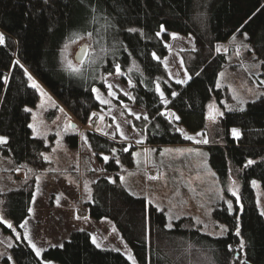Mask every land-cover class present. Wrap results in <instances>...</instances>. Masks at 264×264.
<instances>
[{"label": "trees", "instance_id": "16d2710c", "mask_svg": "<svg viewBox=\"0 0 264 264\" xmlns=\"http://www.w3.org/2000/svg\"><path fill=\"white\" fill-rule=\"evenodd\" d=\"M161 25L169 32L193 37L195 47L184 57L189 76L183 85L169 79L154 58V54L161 59L167 53L157 35ZM0 31L4 36L0 44V137L6 138L0 143V154L16 166H29L34 174L47 168L43 155L50 146L33 136L29 127L31 114L25 109L34 108L38 101L30 74L80 124L86 125L100 110L92 91V86L99 85L97 67L84 70L89 80L59 67L62 44L76 34L91 33L104 42L105 33H110L107 38L115 42V52L109 55L108 50L109 58L102 64L105 72H113L116 64L127 70L131 58L138 62L141 71L130 73V91L145 118H134L132 124L143 133L145 146L189 143L167 119L165 109L179 117L176 124L188 134L206 129L208 103L215 100L222 106L223 98L216 80L225 57L216 54L215 47L235 33L247 35L264 76V0H0ZM156 81L166 104L156 92ZM122 100L129 102L125 97ZM233 129L239 131L236 138ZM211 130V142L206 145L210 168L222 185L232 168L241 182L237 198H231V211L221 204L212 212L213 219L226 228L221 237L201 233L185 218L167 228L164 213L131 195L120 183L121 166H134V147L126 149L122 142L87 132L93 152L109 156L103 167L112 174V179L100 176L92 183L88 217L111 221L138 264H264V219L251 185L257 180L264 189V95L247 103L243 111L224 109ZM66 142L74 149L78 137L67 136ZM249 160L254 163L248 164ZM32 195L33 179L19 190L0 195L4 215L15 231L20 232L28 216ZM3 232L11 234L6 226ZM61 245L46 249L39 259L21 239L10 252L15 264H131L119 252L97 248L86 231L71 232Z\"/></svg>", "mask_w": 264, "mask_h": 264}, {"label": "rangeland", "instance_id": "374dc122", "mask_svg": "<svg viewBox=\"0 0 264 264\" xmlns=\"http://www.w3.org/2000/svg\"><path fill=\"white\" fill-rule=\"evenodd\" d=\"M159 33L158 37L167 53L161 59L154 54V58L162 63L169 79L183 85L178 81L188 80L184 57L195 47L193 37L165 29H160ZM109 34L105 33L104 42L93 34L91 37L84 34L70 43L73 36L65 40L60 48L59 67L76 78L89 80V76H84V70L97 67L99 85L92 86V91L96 90L93 94L100 103V110L91 115L86 125L80 124L31 76L44 93L42 95L36 89L38 101L34 108H30L31 125H35V128L31 129L33 136L43 139L50 146L43 155L48 165L44 171L34 174L29 166H16L9 157L0 154V195L19 190L33 179L29 213L20 225V232L8 227L10 222L4 215V197L0 198V264H15L10 251L16 241L25 240L36 256V250L40 249L37 257L42 259V253L46 249L60 246L73 231H86L92 243L95 237L100 244L97 247L93 243L97 248L119 252L133 264L129 256H134L114 224L107 219L94 220L88 217L87 205L91 201L92 183L100 176L112 179V174L105 173L103 167L109 156H97L93 152L87 141L88 131L122 142L126 149L134 147V166L132 169L121 166L120 183L131 195L145 199L147 205L164 213L167 228H172L175 221L185 218L187 221L190 219L194 228L211 237H221L226 233L225 226L213 219L212 212L221 204H233L231 198H237L241 182L233 168L226 183L222 185L219 182L209 166L206 145L211 142V129L224 109H243L247 103L264 95L261 63L253 54L245 33L237 32L215 47V53L225 57V64L216 80V87L220 89L223 98L222 106L215 100L208 103L206 114L211 118L208 119L206 129L188 134L176 124V114L165 109L167 119L189 143L159 147L143 145V133L132 124L134 118H145V111L133 103L130 91L133 85L130 73L141 71L138 62L131 58L130 66L125 71L119 67L118 72V64L114 66L113 72L104 71L102 64L115 52L112 48L115 42L107 38ZM13 60L17 61L15 55ZM68 60L80 68L78 74L69 70ZM155 89L160 101L166 104L167 99L157 81ZM122 97L128 98L129 102H124ZM101 100L109 103H102ZM94 121L96 125L91 124ZM72 134L78 137V144L74 149L66 142V137ZM232 136L237 137L233 133ZM251 185L255 204L264 219L261 214L264 212V189L257 180H253ZM5 226L10 229L11 234L3 232ZM33 244L35 248L32 247Z\"/></svg>", "mask_w": 264, "mask_h": 264}, {"label": "snow or ice", "instance_id": "6c2138e0", "mask_svg": "<svg viewBox=\"0 0 264 264\" xmlns=\"http://www.w3.org/2000/svg\"><path fill=\"white\" fill-rule=\"evenodd\" d=\"M160 27H161V30L164 29V26H163V25H161ZM129 31H135V29H129ZM87 35H88L89 37H91L92 34H91V33H87ZM157 35H160V33L158 32ZM79 38H80V37H79L78 34L74 35V37H73L72 39H70V43H74L75 40H76V39H79ZM245 38H247V35H246V34H245ZM2 43H4V36H3L2 33H0V44H2ZM65 47L67 48V45H65ZM218 50H219V49H218ZM84 54H85V55L87 54V49L84 50ZM17 63H18V61H17ZM80 63L82 64V63H83V60H81ZM67 66H68L69 70H70L71 72H73V73H77V74H78V73L80 72V68L77 67V66H75V65H73V63H72L71 60H68V61H67ZM117 71L119 72V66H117ZM28 78H29L30 81H32L31 86H32L33 88H35V89L41 91V94L43 95V94H44V93H43V90L40 89L39 84H37V83L35 82V80H33V78L31 77V75H29ZM178 82H179V83H187L186 80H184V81H178ZM109 88H111V85H109ZM93 91H96V90L93 89ZM161 95H163V94H161ZM172 95H176V93H172ZM97 98L99 99V96H98ZM101 102H102V103H109V101H107V100H101ZM165 102H166V101H165ZM210 107H211V106H210ZM240 110L243 111L242 108H241ZM25 111H31V110H30V109H25ZM93 115H95V113H94ZM221 115H222V113H221ZM177 119H179V117H177ZM69 126L71 127V125H69ZM29 127H31V128H35V125H29ZM232 133H233L234 136H239V131H238L237 129H233V130H232ZM187 138H188V139H192V137H187ZM3 142H6V138H5V137H0V143H3ZM203 142L206 143L207 141H203ZM105 160H107V157H105ZM252 163H254V162L251 161V160L248 161V164H252ZM228 208H229V211H231V209H232V205H231L230 203H229V205H228ZM261 214L264 215V212H262ZM5 223H7V222L5 221ZM8 227L11 228L12 225H11V224H8ZM169 227H171V225H169ZM237 234H239L238 231H237ZM30 243H31V241H30ZM93 243L96 244L97 247H100V244L97 243L95 237H93ZM32 247L35 248V245L33 244ZM60 247H63V245H60ZM40 252H41L40 249H37V250H36V254H37V256L40 255ZM129 259H131V260L133 261V264H136L135 259H134L133 257L129 256ZM48 264H51V262H48Z\"/></svg>", "mask_w": 264, "mask_h": 264}, {"label": "built area", "instance_id": "2783aa9c", "mask_svg": "<svg viewBox=\"0 0 264 264\" xmlns=\"http://www.w3.org/2000/svg\"><path fill=\"white\" fill-rule=\"evenodd\" d=\"M91 124H93V125H96V121H94V122H91Z\"/></svg>", "mask_w": 264, "mask_h": 264}, {"label": "water", "instance_id": "95a60500", "mask_svg": "<svg viewBox=\"0 0 264 264\" xmlns=\"http://www.w3.org/2000/svg\"><path fill=\"white\" fill-rule=\"evenodd\" d=\"M209 118H211V117H208V116H207V119H209ZM212 119H216V118H215V117H212Z\"/></svg>", "mask_w": 264, "mask_h": 264}, {"label": "crops", "instance_id": "0c3cea01", "mask_svg": "<svg viewBox=\"0 0 264 264\" xmlns=\"http://www.w3.org/2000/svg\"><path fill=\"white\" fill-rule=\"evenodd\" d=\"M49 162H50V161H49ZM95 179H96V178H95ZM95 179H94V180H95ZM108 179H109V178H108Z\"/></svg>", "mask_w": 264, "mask_h": 264}]
</instances>
